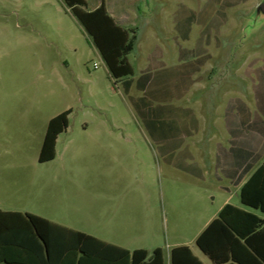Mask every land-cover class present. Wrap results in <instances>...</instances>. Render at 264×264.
<instances>
[{
  "label": "rangeland",
  "instance_id": "obj_1",
  "mask_svg": "<svg viewBox=\"0 0 264 264\" xmlns=\"http://www.w3.org/2000/svg\"><path fill=\"white\" fill-rule=\"evenodd\" d=\"M103 1L118 24L136 31L129 78L110 76L62 0H0V205L97 234L105 227L102 204L134 205L141 214L136 245L165 252L187 245L213 264L195 243L206 222L227 200L251 209L242 205L240 189L228 192L225 180L210 175L208 161L206 175L197 155L186 162L195 170L167 166L137 103L172 108L178 116L188 106L197 115L199 132L176 155L193 140H226L233 113L251 136L263 135L262 161L264 20L253 23L262 0H87L84 8ZM182 48L191 51L188 61L180 59ZM196 60L206 64L187 101L130 91L146 73L164 66L180 74L183 62L190 68ZM67 110L69 127L57 139L56 157L40 162L49 121ZM175 126L173 135L186 132Z\"/></svg>",
  "mask_w": 264,
  "mask_h": 264
},
{
  "label": "trees",
  "instance_id": "obj_2",
  "mask_svg": "<svg viewBox=\"0 0 264 264\" xmlns=\"http://www.w3.org/2000/svg\"><path fill=\"white\" fill-rule=\"evenodd\" d=\"M62 1L99 51L110 76L116 80L132 76L134 69L128 55L135 48L136 31L118 24L104 1L93 10L84 8L87 7V0ZM125 84L128 91L132 80H127ZM70 114L71 110L64 111L49 122L40 162L56 157L57 139L68 129ZM240 201L244 206L264 214V162L241 187ZM66 232L79 238L64 240ZM90 240L97 241L38 215L0 210V264H38L42 259L46 264H52V250L56 246L62 249L65 244L77 243L84 249ZM195 243L214 264H264V218L227 203L198 235ZM139 254L142 255L141 259L138 258ZM148 255L147 250L134 251L133 263H145ZM145 264H163L162 248L155 249L152 259ZM171 264L204 263L189 246L181 245L171 249Z\"/></svg>",
  "mask_w": 264,
  "mask_h": 264
},
{
  "label": "crops",
  "instance_id": "obj_3",
  "mask_svg": "<svg viewBox=\"0 0 264 264\" xmlns=\"http://www.w3.org/2000/svg\"><path fill=\"white\" fill-rule=\"evenodd\" d=\"M180 32L184 40L186 33L183 31V28ZM179 54L180 59L183 61H188L189 56L192 55L191 51L185 48L180 49ZM196 54H200L199 50L195 51L194 55ZM152 58L154 59V57ZM188 64L189 62H183V71L176 75L170 73L164 66L159 74L155 73L153 75L146 73V75L144 74L142 77L141 83L136 81L137 83H134V85L130 87V91L134 93H148L152 98L160 97L161 99H174L175 96H178V99L187 101L191 95V91L198 85L199 81L197 74L206 63L205 60L201 62L196 60L192 66L190 65V68L187 66ZM185 66L187 67L185 68ZM137 105L139 106V114L142 121L145 125L149 126L152 135H156V137L151 139L157 146L156 154L167 166L179 165V167H184L185 169L195 170L196 168L192 166V164L188 165L186 162L191 160L194 161L198 156V159L202 162L201 166L204 168L206 175L209 174L207 167L208 161L213 165L210 175L212 174V176L220 182L225 180V186H223V188L228 192H231V189H234L236 192L238 189L241 190V187L248 178L264 162V159L260 161L262 159V153L259 147V144L263 141V135L258 132H253L252 135L255 136H251L248 131L243 129L242 122L240 121L239 123V117L233 115V113L231 117L233 121L230 120L233 122L232 125L227 124L228 138L226 140L213 142L215 136L193 140L190 141L191 143H188L183 154L180 151L179 154L176 155L175 152L184 144L183 141L194 137L199 132L201 124L194 111H191V108L188 106H184L181 115L178 116L174 114L175 111L172 108H148L145 106V102H143L142 105L141 103H137ZM232 107L235 108V105ZM175 125H182L186 132L173 135L171 130L173 127L176 128ZM199 146L203 149L202 152L200 151V154L197 152ZM192 147L194 148L193 152H191ZM247 169H249V171H247ZM245 171L247 172L245 173ZM226 202L224 205L229 203ZM222 208L219 209L218 213ZM100 209V215L105 226L100 234L75 228L67 222L53 220L48 216H40L59 226L84 233L97 239V241H88L84 249L77 243L70 244L69 241H66L69 244H65L62 249L56 246V248L52 250V264H134L133 253L136 250H147L149 252L145 260L146 263L152 259L153 251L157 248H161L156 247L150 250L135 244L140 241L141 214L139 208H136L134 205L123 207V205H108L104 203ZM0 210L20 212L2 205H0ZM248 211L254 212L253 209ZM217 215L209 218L200 233ZM260 216L264 218V214ZM75 238L79 237L70 232H66L64 235V240H74ZM43 255L46 258V251H44ZM138 258L141 259L142 255L139 254ZM39 262L41 264L42 262L46 264V261L43 259L41 261L39 260L38 264H40ZM145 263L142 261L139 262V264ZM163 264H171V250L170 252H165L163 250Z\"/></svg>",
  "mask_w": 264,
  "mask_h": 264
},
{
  "label": "water",
  "instance_id": "obj_4",
  "mask_svg": "<svg viewBox=\"0 0 264 264\" xmlns=\"http://www.w3.org/2000/svg\"><path fill=\"white\" fill-rule=\"evenodd\" d=\"M253 16H254V21H253L254 24H257L258 22L264 20V0H262L257 5Z\"/></svg>",
  "mask_w": 264,
  "mask_h": 264
}]
</instances>
